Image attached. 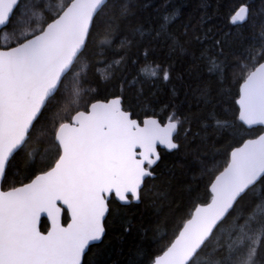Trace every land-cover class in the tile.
<instances>
[{
  "label": "snow or ice",
  "instance_id": "snow-or-ice-1",
  "mask_svg": "<svg viewBox=\"0 0 264 264\" xmlns=\"http://www.w3.org/2000/svg\"><path fill=\"white\" fill-rule=\"evenodd\" d=\"M187 12L0 0V264H264V0Z\"/></svg>",
  "mask_w": 264,
  "mask_h": 264
},
{
  "label": "trees",
  "instance_id": "trees-1",
  "mask_svg": "<svg viewBox=\"0 0 264 264\" xmlns=\"http://www.w3.org/2000/svg\"><path fill=\"white\" fill-rule=\"evenodd\" d=\"M146 4L151 6L153 4L159 5L161 0H145ZM173 3L176 0H172ZM57 3V0H52L53 6ZM179 3L185 5L188 9L187 14L192 17L196 16V3L197 0H179ZM171 161H178L179 157H170ZM181 171L179 163L176 164V173ZM179 178V177H178ZM145 207L141 205L139 208L133 207L126 212L129 220L139 221L141 219H147L144 216ZM131 247V238L127 242L122 239V222L114 221L109 228L107 239L97 249H93V253L90 254L92 264H125L128 258V250Z\"/></svg>",
  "mask_w": 264,
  "mask_h": 264
}]
</instances>
